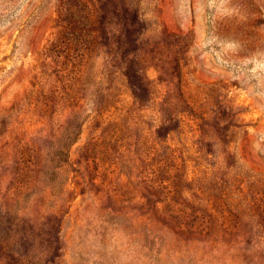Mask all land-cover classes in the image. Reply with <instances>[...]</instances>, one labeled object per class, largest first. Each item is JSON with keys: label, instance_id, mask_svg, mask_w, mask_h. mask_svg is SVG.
Masks as SVG:
<instances>
[{"label": "rangeland", "instance_id": "1", "mask_svg": "<svg viewBox=\"0 0 264 264\" xmlns=\"http://www.w3.org/2000/svg\"><path fill=\"white\" fill-rule=\"evenodd\" d=\"M0 264H264V0H0Z\"/></svg>", "mask_w": 264, "mask_h": 264}]
</instances>
